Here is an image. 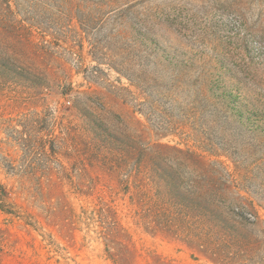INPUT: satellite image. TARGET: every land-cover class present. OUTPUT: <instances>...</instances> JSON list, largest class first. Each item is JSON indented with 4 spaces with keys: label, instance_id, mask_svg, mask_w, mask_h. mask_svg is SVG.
<instances>
[{
    "label": "rangeland",
    "instance_id": "obj_1",
    "mask_svg": "<svg viewBox=\"0 0 264 264\" xmlns=\"http://www.w3.org/2000/svg\"><path fill=\"white\" fill-rule=\"evenodd\" d=\"M2 56L0 264H264V0H0ZM165 155L255 216L220 258L138 214Z\"/></svg>",
    "mask_w": 264,
    "mask_h": 264
},
{
    "label": "trees",
    "instance_id": "obj_2",
    "mask_svg": "<svg viewBox=\"0 0 264 264\" xmlns=\"http://www.w3.org/2000/svg\"><path fill=\"white\" fill-rule=\"evenodd\" d=\"M9 26L7 25L5 28L14 31ZM10 61L9 57H0V72L12 74L14 77L21 76ZM4 82V80H0V83ZM27 121L28 118L22 121V130L14 126L11 127L10 124L9 130L12 137L24 144L26 161L30 162L33 159L34 150L30 145L28 135L33 129L28 126ZM9 166L14 168L11 163ZM29 166L27 164L26 167ZM156 166L154 179L158 180V190L155 193L157 195L155 198L148 195L141 183L135 185L142 196L140 201L143 205L142 211H139L138 214L142 215L141 218L149 219L146 221L148 225L156 221L159 226L196 245L201 252L219 258L221 257V247L228 243L227 238L241 243L240 237L244 236L238 233L236 224H252L256 220L255 216L253 217L252 213L246 211L247 208L243 205L224 197L213 179H217L214 173H212V178L209 177L211 173L203 167H189V164L184 163L179 155L174 157L158 156ZM133 169L134 164L129 170L128 177ZM128 180L127 178L122 186L127 190L131 186ZM0 206L4 207L7 212H12L1 197ZM109 211L111 210L104 208L99 211L100 221L107 225L103 232L105 238L108 239L110 235H118L122 230L116 218L109 216ZM109 240L118 245L113 239ZM2 255L3 251L0 248V262L3 259Z\"/></svg>",
    "mask_w": 264,
    "mask_h": 264
}]
</instances>
